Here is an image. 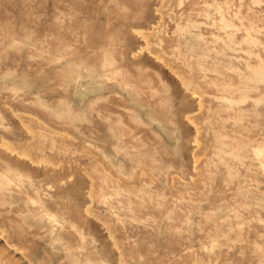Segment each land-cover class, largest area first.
Here are the masks:
<instances>
[{"label":"rangeland","instance_id":"1","mask_svg":"<svg viewBox=\"0 0 264 264\" xmlns=\"http://www.w3.org/2000/svg\"><path fill=\"white\" fill-rule=\"evenodd\" d=\"M0 264H264V0H0Z\"/></svg>","mask_w":264,"mask_h":264}]
</instances>
